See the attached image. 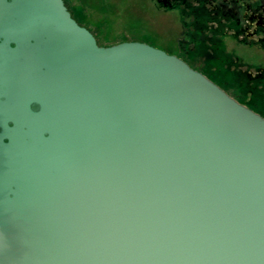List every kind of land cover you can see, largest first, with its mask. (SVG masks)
<instances>
[{
    "label": "water",
    "instance_id": "95a60500",
    "mask_svg": "<svg viewBox=\"0 0 264 264\" xmlns=\"http://www.w3.org/2000/svg\"><path fill=\"white\" fill-rule=\"evenodd\" d=\"M0 264H264V116L64 0H0Z\"/></svg>",
    "mask_w": 264,
    "mask_h": 264
},
{
    "label": "flooded vegetation",
    "instance_id": "af4514ba",
    "mask_svg": "<svg viewBox=\"0 0 264 264\" xmlns=\"http://www.w3.org/2000/svg\"><path fill=\"white\" fill-rule=\"evenodd\" d=\"M152 1L180 23L183 42L175 55L203 74L199 68L229 73L241 99H264V0ZM185 56H196L201 65L196 68ZM243 71L245 84L236 76Z\"/></svg>",
    "mask_w": 264,
    "mask_h": 264
},
{
    "label": "rangeland",
    "instance_id": "374dc122",
    "mask_svg": "<svg viewBox=\"0 0 264 264\" xmlns=\"http://www.w3.org/2000/svg\"><path fill=\"white\" fill-rule=\"evenodd\" d=\"M64 2L80 25L88 28L100 45L138 40L170 54L180 53L178 44L183 42L180 23L169 18L168 10L155 6L152 0H64ZM241 55L247 58L244 52ZM185 57L196 68L201 65L196 56ZM231 61L234 62V58H231ZM199 69L237 98V101L264 116V99L239 98L237 87L229 73L223 71L212 73ZM236 76L245 84L247 79L244 71Z\"/></svg>",
    "mask_w": 264,
    "mask_h": 264
},
{
    "label": "trees",
    "instance_id": "16d2710c",
    "mask_svg": "<svg viewBox=\"0 0 264 264\" xmlns=\"http://www.w3.org/2000/svg\"><path fill=\"white\" fill-rule=\"evenodd\" d=\"M72 17H73L74 19H76L73 15H72ZM76 21H77V19H76ZM118 42H121V41H118ZM118 42H116V43H118ZM111 44H114V43H111ZM111 44H109V45H111Z\"/></svg>",
    "mask_w": 264,
    "mask_h": 264
}]
</instances>
